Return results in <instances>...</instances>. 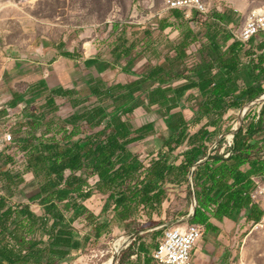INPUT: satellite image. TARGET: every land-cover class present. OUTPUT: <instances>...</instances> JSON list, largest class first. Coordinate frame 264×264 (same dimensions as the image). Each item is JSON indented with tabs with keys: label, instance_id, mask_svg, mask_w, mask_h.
<instances>
[{
	"label": "trees",
	"instance_id": "trees-1",
	"mask_svg": "<svg viewBox=\"0 0 264 264\" xmlns=\"http://www.w3.org/2000/svg\"><path fill=\"white\" fill-rule=\"evenodd\" d=\"M162 4L157 1L158 8ZM167 10L166 17L154 18L158 29H184L182 40L174 48L176 55L162 64L148 62L136 68L145 59L146 51H137V43H130V28L134 30L135 25L108 23V38L116 36L109 44L112 60L99 54L84 61L86 68L99 76H85L83 84L73 87H51L42 79L31 91L33 97L14 93L8 106L24 104L19 112L22 120L9 129L12 141L0 142V183L11 190L26 182V174H34L33 185L38 192L31 202L38 203L44 213H37L31 205H13L9 196L0 194V264L67 262L90 240V236H80L75 223L82 218L89 223L99 219L82 201L100 193L103 212L111 211L112 219L128 222L143 211L159 210L166 199V185L187 184L189 169L203 159L206 161L191 174L196 203L192 223L213 229L212 215L231 217L242 210L247 212V221L261 219L262 211L252 202L250 193L256 187L253 178H264V157H259L264 154V104L252 119L251 112L247 113L232 141L229 143L224 137L210 157L206 153L212 140L210 132L203 126L188 134L184 118L172 111L179 108L184 98L195 100L196 121L212 116V123L259 98L264 93V34L242 44L234 40L228 27L235 25H228L227 15L210 11L206 16L192 11L191 21L201 30L197 33L189 26L185 11ZM154 30L150 26L145 33L151 36ZM194 43L202 45L204 58L202 63L190 65L191 55L186 49ZM57 47L69 59L84 56L64 49V41ZM114 70L138 79L122 83L102 77ZM244 75L249 78L247 84L240 81ZM192 90L195 92L189 93ZM40 96L44 105L39 114L36 105ZM92 99L99 104L78 111ZM6 109L2 107L0 115ZM138 109L157 111L160 120L168 117L165 121L172 132L158 151L149 152L150 159L140 158L133 148L151 142L158 133L157 122L140 126L125 118ZM83 126H91L92 132L85 136ZM212 133L213 138L216 130ZM227 143L228 148H224ZM181 147L184 150L176 152ZM10 148L17 156L8 151ZM92 175L98 177L96 186L90 182ZM107 226V222L97 223L96 237ZM148 252L147 245L141 243L139 256L145 255V264L151 261Z\"/></svg>",
	"mask_w": 264,
	"mask_h": 264
},
{
	"label": "rangeland",
	"instance_id": "rangeland-1",
	"mask_svg": "<svg viewBox=\"0 0 264 264\" xmlns=\"http://www.w3.org/2000/svg\"><path fill=\"white\" fill-rule=\"evenodd\" d=\"M157 1L163 3L161 8H158ZM205 2L211 8L212 13L227 15L228 25L237 26L240 22L246 21L249 11L260 6L264 0H205ZM167 14L169 15V11L165 8V0H0V109L7 107L6 112L0 115V117L3 116L0 120V142L5 134H9L6 130L13 128L22 120L19 112L24 104L8 106L15 92L26 94L27 98H30L34 96L31 91L42 79H46L51 87L63 84L73 87L83 84L85 76L88 79L99 76L89 71L84 61L91 55L99 54L108 60L111 59L109 44L116 39V36L108 38V23L120 22L135 25L134 30L130 28V43H137V51H146L145 59L136 68L139 69L148 62L159 65L166 58H173L176 55L174 48L182 40L184 28L159 30L154 18L157 15L166 17ZM192 16L193 14L186 17L189 26L195 28L197 33L201 32L200 26L191 21ZM196 18L201 21L204 19L201 16ZM150 26L155 29L151 36L145 33ZM202 40L204 42V38ZM62 41L65 42L64 49L76 50L84 56L77 59L63 56L61 54L63 49L57 47V44ZM201 46L200 43H194L186 49L191 55L188 59L190 65L202 63L204 51ZM102 77L122 83L138 79L137 76L120 70L108 71ZM240 81L247 84L249 78L244 75ZM177 83L180 84V82ZM191 92L195 91L192 90L189 93ZM261 97L264 99V93L259 98L230 110L225 115L227 118L224 122L219 124L217 123L220 119L210 123L213 121L212 116H203L196 121L198 105L195 100L185 101L184 98L179 108L172 111V114H178L184 118L188 134L195 133L203 126L210 134H213L212 130H216V135L207 144L210 151H213L216 144L224 137L228 142L232 141L233 134L244 123L247 113L251 112V119L259 114L263 102H257V100ZM37 99L36 108L40 114L44 100L42 96ZM98 104L96 99H92L78 111L83 112ZM16 107H18L17 112ZM125 118L140 126L157 122L158 133L152 136L151 142L139 143L133 148V152L140 158L150 159L149 152L158 151L172 134L168 128V122L165 121L168 117L160 120V114L157 111L149 112L145 109H138ZM91 132V126H83L85 136ZM227 145L228 143L224 148H228ZM182 150H184L183 147L176 152ZM8 151L17 156V152L11 148ZM259 157L263 159L264 154ZM25 179V183L13 186L11 190L0 183V194L9 196L13 205H31L37 213H44L38 203L31 202V197L38 192L33 185L36 180L34 174H26ZM90 182L96 186L98 177L90 176ZM166 190V199L159 210L149 212L146 209L147 211L141 212L125 223L112 219L114 214L111 211L106 214L103 212L104 200L100 193L91 199L82 201L99 216V219L95 223H89L82 218L75 223L80 236L82 238L90 236V240L83 250L75 252L63 264H105L110 261L113 264H135L137 259L133 257L136 256L141 243L150 246L151 254V250L155 249L156 244L158 245L163 237L164 230L177 225L186 226L187 221L174 223L185 218L191 208L188 184L179 187L174 183H169L166 185ZM105 222L108 223L107 228L96 237L94 231L96 224ZM258 222L242 220L246 228L243 235L248 238L246 241L248 264H264V228L257 227ZM157 233L159 235L155 237ZM127 240L129 243L120 251V246Z\"/></svg>",
	"mask_w": 264,
	"mask_h": 264
},
{
	"label": "built area",
	"instance_id": "built-area-1",
	"mask_svg": "<svg viewBox=\"0 0 264 264\" xmlns=\"http://www.w3.org/2000/svg\"><path fill=\"white\" fill-rule=\"evenodd\" d=\"M165 8L185 11L186 17H189L192 11H197L206 16L211 11L204 0H165ZM228 28L234 40L242 44H246L258 35L264 34V3L251 9L246 21ZM17 109L18 107L15 109L16 112ZM6 132H9V134H5L2 140L5 143H10L12 141L11 131L8 129ZM229 157L230 155L226 156V158ZM253 180L256 187L250 193V197L252 202L258 205L262 211L257 227L262 226L264 228V178L256 177ZM185 224V227L177 225L164 230L163 237L153 252V258L158 264H192V251L202 238L204 229L201 225L193 224L190 221Z\"/></svg>",
	"mask_w": 264,
	"mask_h": 264
},
{
	"label": "crops",
	"instance_id": "crops-1",
	"mask_svg": "<svg viewBox=\"0 0 264 264\" xmlns=\"http://www.w3.org/2000/svg\"><path fill=\"white\" fill-rule=\"evenodd\" d=\"M219 121L217 124H219ZM211 135L210 139H212ZM258 138L261 137L259 136ZM209 150L210 149L207 147L206 153L209 154ZM192 172L193 171H190L189 169L187 180L188 178H190V181L192 183L191 193L193 194L194 199V189L191 176ZM188 189L190 191L189 187ZM188 196L191 205V194ZM189 212L190 211L187 212L188 214H186V216L189 215ZM215 216L216 215H212L210 219V223L214 226L213 229H206L204 225H201L204 229L203 235L192 251L191 263L248 264V256L246 252V241L248 238L243 235V233L246 231V228H244L242 224L243 219L247 222L246 210H242L238 215L236 214L231 217L226 216L224 214H222L221 217ZM193 218L190 220V222H192ZM158 245L156 244L155 249L158 247ZM147 248L149 251L148 255L151 257V261L148 264H158L153 258V252L155 251V249L151 250L150 254V246H147ZM134 258L137 259L135 264H145V255L141 254L139 256V248L137 249L136 256H134L133 259Z\"/></svg>",
	"mask_w": 264,
	"mask_h": 264
},
{
	"label": "water",
	"instance_id": "water-1",
	"mask_svg": "<svg viewBox=\"0 0 264 264\" xmlns=\"http://www.w3.org/2000/svg\"><path fill=\"white\" fill-rule=\"evenodd\" d=\"M257 102H263V104H264V99L261 97L260 99H258L257 100ZM227 117L226 116H223L221 119H220V121H219V123H223L224 122V120L226 119ZM242 126V125H241ZM241 126L235 131V133L233 134V137L232 138H234V136L239 132V129L241 128ZM220 142V141H219ZM219 142L216 144V147H215V149L213 150V151H210L209 150V154H208V156L207 157H210V156H212L215 152H216V150H217V148H218V145H219ZM204 161H206V159H203V160H201L200 162H198L195 166H193V167H191L190 168V171H193L194 170V168H196L198 165H200L201 163H203ZM188 187L190 188V194H191V209L189 210L190 212H189V215H187L185 218H181L180 220H177L174 224H179V223H182L183 221H190L192 218H193V216H194V214H195V211H196V203H195V201H194V199H193V194L191 193L192 192V189H191V181H190V178H188ZM138 233H142V232H138ZM129 243V240H127V241H125V242H123V244L120 246V248H119V250L121 251V249L126 245V244H128ZM119 251V252H120Z\"/></svg>",
	"mask_w": 264,
	"mask_h": 264
},
{
	"label": "bare ground",
	"instance_id": "bare-ground-1",
	"mask_svg": "<svg viewBox=\"0 0 264 264\" xmlns=\"http://www.w3.org/2000/svg\"><path fill=\"white\" fill-rule=\"evenodd\" d=\"M117 256H118V254L116 255V259H117ZM115 259V260H116ZM115 262V261H114ZM105 264H113L111 261L110 262H107V263H105Z\"/></svg>",
	"mask_w": 264,
	"mask_h": 264
}]
</instances>
